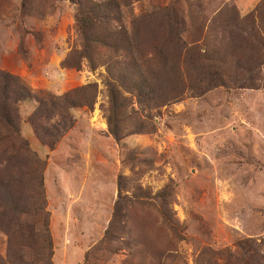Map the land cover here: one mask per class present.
<instances>
[{
    "label": "rangeland",
    "instance_id": "1",
    "mask_svg": "<svg viewBox=\"0 0 264 264\" xmlns=\"http://www.w3.org/2000/svg\"><path fill=\"white\" fill-rule=\"evenodd\" d=\"M80 1L0 0V70L31 94L0 143V256L264 264V0H116L90 32L115 25L119 52L84 48L77 17L104 0ZM129 43L155 72L141 98L104 62Z\"/></svg>",
    "mask_w": 264,
    "mask_h": 264
},
{
    "label": "trees",
    "instance_id": "2",
    "mask_svg": "<svg viewBox=\"0 0 264 264\" xmlns=\"http://www.w3.org/2000/svg\"><path fill=\"white\" fill-rule=\"evenodd\" d=\"M72 1L81 4L80 0ZM94 3L95 4L93 5V7H84L82 9V12H80L77 17V29L82 35V37L83 35L85 36V33L88 34V32L91 31L97 21L101 22L102 19L109 18L114 20L111 13H113L118 8V2L116 0H104L102 3ZM99 14L100 19L96 20L95 17ZM111 30L112 31H110V34L107 36L90 32V34L88 35L89 37L85 36L86 38L83 43L85 45L84 48H87V44L91 45L90 42H94L91 39H94L96 40L95 42L99 43L101 46L110 50L114 49L116 52H119L123 47L122 41H125V39L122 38L123 32L118 30L115 25L113 26V28H111ZM132 46L134 45L129 43V46L126 47L127 54L123 58H111L110 61H104L105 64H110L109 67L112 72V75L114 76V81L110 84L112 95L114 97L117 96V94L121 93L120 90L123 87H126L128 90L135 93L136 95H138V97H143L146 94L145 89H148V82L150 79H152L151 76L155 73L144 65V61H142V58L140 56H137L135 54ZM163 67L164 69L161 71V75L167 77L169 83L173 84V82L171 81V76L172 73L174 74V68L168 67V65ZM217 79L221 81V83H219V86H229L226 79L219 76H215L214 74L212 80L217 81ZM175 88V85H172L171 94L173 95V97L179 95L178 90L180 89ZM30 96L31 94L28 91L27 87L20 82L19 78L11 75L10 73L3 72L0 70V143L3 142L2 136L7 133L12 136H18L22 133L20 127L19 105L22 102H26L27 100H29ZM172 99L175 100V98ZM41 101H43V99ZM43 105L44 103L41 104L42 108ZM41 106H39L38 112L31 116V120L33 121L32 124L34 125L37 124L38 120H41L40 117L43 112ZM34 118H37V121H34ZM69 118L70 115L68 119ZM68 128L69 127L65 123L64 130H67ZM114 133L118 135V128L114 129ZM0 187L6 189V194L14 193V191L11 190V187L6 184L5 181L2 179L1 175ZM0 264H15V261L13 257H11V255L6 260L5 258H2L0 256Z\"/></svg>",
    "mask_w": 264,
    "mask_h": 264
}]
</instances>
